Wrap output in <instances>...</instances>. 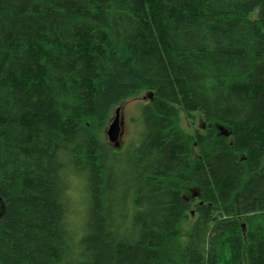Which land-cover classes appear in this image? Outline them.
I'll list each match as a JSON object with an SVG mask.
<instances>
[{
    "label": "trees",
    "instance_id": "obj_1",
    "mask_svg": "<svg viewBox=\"0 0 264 264\" xmlns=\"http://www.w3.org/2000/svg\"><path fill=\"white\" fill-rule=\"evenodd\" d=\"M0 264H264V0H0Z\"/></svg>",
    "mask_w": 264,
    "mask_h": 264
},
{
    "label": "rangeland",
    "instance_id": "obj_2",
    "mask_svg": "<svg viewBox=\"0 0 264 264\" xmlns=\"http://www.w3.org/2000/svg\"><path fill=\"white\" fill-rule=\"evenodd\" d=\"M148 93H141L139 96L133 97L126 101L124 105L121 107V117L123 118V127H122V136L120 137V141L123 148L121 151L115 150L113 144L109 141L108 138V126L101 131L102 136L104 137V141L106 144L112 146V150H109L106 154V163L111 167L115 164L116 160L121 158L124 161H130L132 158V150L135 146H133L132 142H140L142 132H143V119H142V108L144 103L149 101V98L145 99ZM142 120V122H141ZM180 126L188 133H193L195 129L199 128L204 130L206 128L204 124V117H202L199 113H196L193 117L190 114L182 113L180 118ZM140 136V137H139ZM112 168V167H111ZM77 177V176H75ZM111 184H117L123 178L120 175L113 176ZM72 179V176L70 177ZM79 179V180H78ZM76 178L74 180L75 186L73 188V198H75L72 217L74 218V223L76 227H80L83 229L87 222V215L89 213V195H88V175L84 172V177ZM111 181V180H110ZM115 186V185H114ZM118 191V190H117ZM71 193V191H70ZM121 195L113 194L114 203L113 206L115 208L120 207L121 209V201L117 202L116 198ZM78 224V225H77Z\"/></svg>",
    "mask_w": 264,
    "mask_h": 264
},
{
    "label": "water",
    "instance_id": "obj_3",
    "mask_svg": "<svg viewBox=\"0 0 264 264\" xmlns=\"http://www.w3.org/2000/svg\"><path fill=\"white\" fill-rule=\"evenodd\" d=\"M144 98L145 99H147V98L152 99L153 93L152 92L148 93L146 96H144ZM123 123H124V121H123V118L121 117V107H118L116 109V115L111 120L110 126H109L108 131H107L109 141L113 144V146L115 148H121L122 147L120 137L123 134V132H122ZM219 128L223 134L229 135L230 132L228 130H225V128L222 125Z\"/></svg>",
    "mask_w": 264,
    "mask_h": 264
},
{
    "label": "bare ground",
    "instance_id": "obj_4",
    "mask_svg": "<svg viewBox=\"0 0 264 264\" xmlns=\"http://www.w3.org/2000/svg\"><path fill=\"white\" fill-rule=\"evenodd\" d=\"M189 197H187V199H188Z\"/></svg>",
    "mask_w": 264,
    "mask_h": 264
}]
</instances>
